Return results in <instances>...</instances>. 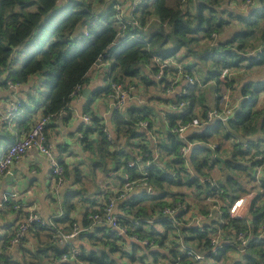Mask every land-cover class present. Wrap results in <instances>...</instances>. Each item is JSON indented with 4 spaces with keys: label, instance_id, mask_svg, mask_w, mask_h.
Wrapping results in <instances>:
<instances>
[{
    "label": "trees",
    "instance_id": "16d2710c",
    "mask_svg": "<svg viewBox=\"0 0 264 264\" xmlns=\"http://www.w3.org/2000/svg\"><path fill=\"white\" fill-rule=\"evenodd\" d=\"M63 1L0 0V85L6 86V81L2 79V76L6 73H8V80H12L18 86L28 82L31 76L36 74L44 75L48 79L47 81L53 80L49 94L43 103V117L52 119L67 107L76 88L84 86L87 74L95 66L99 56L102 54L109 55L107 60L111 63V77L113 81L119 83H123L129 78L131 80L136 79L135 81L140 80L137 78L140 74L141 65L150 62L155 57H161L163 60L172 56L176 57L181 50L186 51L185 55H192L196 61L215 68L213 73H209L210 79L207 82L216 79L220 83V78L225 70L243 68L244 63L248 60L255 65L264 64V34L261 37L263 39V42L261 41V50L255 56L249 55L253 52V46L249 44V41L257 39V30L260 28V24L264 23V0H260V7L254 10L248 18L230 11L229 14L233 15L241 25H245L246 29L242 28L239 32L234 33L231 39L226 42H219L216 47L204 46L201 41L211 38L214 34L221 33L224 26L229 23L222 18L223 13L228 12V8L225 7L228 0H141L142 4L134 14L135 17L130 19V22H134L136 19L139 22L138 26L120 24L114 19V7L116 4L122 3L121 0L115 2L112 9L111 7L108 9L102 24L94 21V16L97 13L91 3H87L84 0H66L64 5L60 6L59 3ZM63 11V19H61L60 14ZM152 16L157 21L152 23L146 30ZM82 25L85 26L83 34L75 36L78 27ZM130 40L131 43L127 45ZM29 44V56L21 67L16 68V65L21 62L20 55L24 53V47ZM195 44L200 47L195 49ZM72 50L75 51L70 55L69 52H72ZM196 65L197 63H194L193 66ZM191 68L192 66L188 67V70ZM188 70L185 69L186 73H188ZM54 75L56 76L54 77ZM226 80H228L226 83L228 84L230 79L226 78ZM143 81H146L148 86L150 85L147 78L146 80L143 79ZM195 90L193 89L192 92ZM104 92L108 93L109 89L100 91L97 95L101 96ZM262 92H264V81L249 84L243 90L247 99L244 100L242 107L237 111L234 118L229 119L226 123L221 119H214L207 126L205 125L209 122L207 116L210 109L204 106L205 98H201V96L196 98L193 93L190 94L192 101L190 109L191 107L193 109L196 104L202 106L203 120L199 121L201 127L205 126L188 136V140L191 142H204V144H199L192 149L190 158L193 167L199 173L198 178L206 176L203 169L207 168L209 163H212L210 160L212 155V150L209 148L210 143L215 142L219 138H232L234 133L240 130L244 134L246 132L252 135L261 130L258 127V121L262 116V112H254V109ZM17 102L20 104L18 110L20 112L24 107V103L22 101ZM215 111L223 113L221 106ZM125 112L126 116L121 112L114 114L115 122L120 128L119 136L125 127H128L127 133L132 135L134 130L140 129L139 123L145 120L150 121V129L152 128V121L148 116L151 111L147 106H144L143 110L134 107L127 109ZM126 117L129 119H126ZM195 117L191 111L187 115L170 114L167 116L171 123L170 131L167 133L164 142L161 143L160 148L170 155L176 156V162L180 169L176 176L173 177L171 174L163 173L156 164L150 169L147 168L149 172H147L145 178L152 194H147L145 189L143 195L124 200L126 202L122 206V211L126 221H134L133 225H135V222L140 221L141 223L143 219L147 221L156 213L163 219V209L168 206V203H163L168 195L164 186L166 184L179 185L182 180L180 179L181 177L187 178L188 185L197 184L196 188L198 190H206L209 194L212 189L209 183L201 186L199 181L190 179L189 173L184 168L186 160L182 158L180 153V147L184 145L183 139L173 132L179 118H182L184 123H187L198 119ZM95 121H98V119L96 118ZM98 134L99 144L97 147L101 152L103 161L105 163L108 160L116 161L119 169L124 167L126 174L132 180L142 181L143 175L138 172V160L123 153V151H117L115 142L108 138L104 127L100 126L98 128ZM88 135L89 131L85 133L84 140L87 139ZM112 146L114 150L111 151ZM220 148L221 146L219 145L215 152L219 153L221 151ZM141 151V155H146V160H148L147 155L151 159V153L146 147H143ZM256 154L264 155V151L258 150L250 154V152L245 153L243 149L237 148L234 151V158L227 160L226 167L228 169L241 167L236 158L240 156L257 168V163L254 162V155ZM122 157H125L124 161L121 160ZM131 161L135 162L136 167H129ZM169 164L172 167L173 161ZM64 175H66V172ZM122 181L124 182V178ZM217 184L224 191V195L220 198L222 203L228 199L233 203L239 198L241 193H248V189L232 176H229L226 181L218 182ZM156 191L157 195L155 197L153 192ZM112 195H106L105 199ZM146 198L147 200H152L151 206L145 205ZM7 203L5 202L4 204ZM227 210L228 208H226L224 216L225 226L222 231L225 236L222 239H225L226 244L221 252L218 255L206 252L210 250V244L207 240L208 235L202 234L197 229L190 228L186 231L196 236L187 239V246L195 245L198 250L206 254V259L203 262H188L186 260L184 262L187 264H264V237L261 238L260 234L264 211L252 208L250 212L252 241L243 253L233 250L238 257L231 255L228 257L227 255L230 252L228 250L235 249V246L233 244L230 245L229 242L232 243L236 233L241 231L248 232V223L247 221L231 219L227 214ZM67 212L69 213L70 211ZM95 212V208L91 209L86 216L87 219L90 214ZM68 213H65L64 218H61V220H57L54 227H43L39 224L31 226L28 233H34L38 238V243L32 253L25 255V260L21 264H26L28 256H31L32 259L39 263L43 262L44 257H50L51 261L59 260V264H73L71 262H62V256L70 248L69 245L61 246L55 238V234L58 232L70 233L73 231L74 222L72 224L69 222L68 227H65L64 230L58 226L61 222L68 221ZM162 222L164 225H169V220L163 219ZM216 223L220 224V221L213 222L211 225L213 231L217 230L215 227ZM99 232L105 235L108 241L120 238L111 230L99 229ZM134 232L137 231H130V233ZM138 232L142 231L138 230ZM145 236L150 240H158L162 246L167 240L165 236L155 238V234H148L147 232L143 234V237ZM12 237L13 235L1 247V264H14L11 256L9 257L6 254L7 250L12 251L13 249L10 245ZM41 238L42 240H40ZM25 239L22 243H24ZM171 245V248H168L167 256H165L167 259L179 256L185 258L176 241L171 242ZM111 246V251L115 252V246L112 244ZM133 248L137 251L138 246H133ZM49 252H52L51 256ZM153 256L159 258L160 253H154ZM79 259L88 264H114V260L106 249H95L87 253L83 251L82 254L80 252Z\"/></svg>",
    "mask_w": 264,
    "mask_h": 264
},
{
    "label": "crops",
    "instance_id": "0c3cea01",
    "mask_svg": "<svg viewBox=\"0 0 264 264\" xmlns=\"http://www.w3.org/2000/svg\"><path fill=\"white\" fill-rule=\"evenodd\" d=\"M84 1L92 4L97 13V15L94 16V21L102 24L103 18L107 14L108 9L110 7L112 9L113 5L118 0ZM65 2L66 0L60 2L59 5L63 6ZM254 3L255 4L251 6L249 10L242 9L239 4L231 5L228 1H226L225 7L228 8L227 10L229 12L233 11L240 16L248 18L254 10L260 7V0H254ZM134 17L133 13L129 14V18L133 19ZM156 21L157 19L152 16L149 24H147L146 30ZM259 27L261 29L264 28V23L262 22ZM84 29V25L79 26L75 36L83 34ZM230 29L236 32L241 30L238 24L230 27ZM214 35L215 37L212 36L207 40L205 39V42L201 44L207 47H216L221 40H218V34ZM129 43H131V40L127 42V45ZM261 43V41H249V44H252L253 46L257 44L260 45ZM257 50L260 51L261 48H257L255 51ZM255 51L249 55L255 56ZM158 59H161V57H155L150 62L141 65L140 74L137 78L140 80L135 81L136 79L131 80L129 78L130 80L127 79L123 82L136 88L135 94L138 98L128 104L124 109L115 111L110 102L106 99L107 92H104L101 96L97 95L100 91H104L105 89H109L110 91L112 83L115 82L111 77V63L107 60L103 64L95 65L89 71L86 76L87 80L85 81L84 86L81 87V91L71 99L67 107L63 109L60 114L56 115L48 122L46 128L48 140L53 145L54 154L64 166L66 172L62 185H58V182L53 176L50 160L39 152L28 153L27 156L13 165L8 174L0 177V202H3V199L7 196L10 197L15 195L14 198L13 196L9 198L7 204L0 203V252L2 245L13 235L15 224L21 217L26 216L28 213H34L40 216L49 225L53 224L55 226V222L64 218V214L68 213L67 211H70L68 213V221L61 222L58 226L64 230L65 227H68L67 225H69V222L71 224L74 222L79 225L82 232L79 237L73 241V244L80 250L81 254L83 251L87 253L95 249H101L97 246L100 243H103L104 246L109 248H103V250L106 249L108 252L111 251L112 240L108 241V239L99 232V229H107L109 231L110 228L105 225L93 224L88 221L86 216L91 209L103 204L106 195L113 194L121 188L126 180L127 174L124 167L119 169L116 161L108 160L106 163L103 161L101 152L97 147L99 144L98 128L100 126L105 128L108 138L115 142V148L117 151H123V153L138 160V172H141L142 175L149 172V169L152 168V166L147 167L148 160H146V155L143 156L140 153L142 152L141 150L143 147H146L151 153V159L155 157L157 158L156 166L163 173L171 175H176V173H178L180 167L176 162V156L165 152L160 148V145L164 142L167 133L170 131L171 123L169 119H167V116L170 114H180V112L175 110L174 107L178 102L180 93L182 90H185L186 81L179 82L172 92H168L167 87L164 86L163 83L161 84L160 82H157L154 78V68ZM169 59L172 61L170 78L177 75L175 72L178 66H182L187 70L188 67L192 66V68L188 70V74L191 73L190 75L195 77L198 83L189 88L188 99L191 100L190 94L192 93L196 98H199L200 96L201 98H205L204 106H207L210 109L209 111H215L220 108L219 99L228 90V107L232 111V114L227 120H222L225 121V123L229 119L234 118L237 111L242 107L244 100L247 99L243 90L249 84L264 81V64L255 65L248 60L244 63L243 68L225 70L220 78V83L218 81L216 83V79L208 81L204 87L208 89L207 91L209 93L202 95L199 88L200 82L195 69L198 65L204 64L196 60H193V62L187 61L188 59L185 56H180V54H177L176 57L172 56ZM194 63H197V65L193 66ZM21 65L19 67H21ZM6 78L8 77L4 74L2 79L5 81ZM146 78L150 84L149 86L146 81H143V79L146 80ZM226 78L231 79V81L232 79L240 78L238 79L239 84L236 86L237 94L229 89L223 88L222 83L226 84ZM47 80L48 79L44 75L36 74L31 76L28 82L20 84L16 90L5 89L0 85V117L4 115L13 103L17 101H22L24 103V107L20 112L16 113L9 120L0 123V159L9 145L22 139L25 131L29 130L35 125L37 120L44 116L43 103L51 88L50 83H48V88L45 87ZM220 84L223 91L219 93L218 85ZM197 86L199 89L196 88ZM193 89L196 90L192 92ZM46 91L48 92L45 95ZM144 106H147L151 111L148 116L152 121V128L147 130L146 128L140 127V129L138 128L137 130H134V133L131 135L127 133L128 127H125L122 129L119 136L120 128L115 122L114 114L121 112L126 116L127 114L125 111L127 109L136 107L139 110H143ZM202 110L203 108L199 104H196L193 109L191 107V112L194 113L196 116L195 118H198L196 119L198 121L203 120ZM200 112L202 114H200ZM254 112H262V116L258 121V127L261 130L254 135L246 132L244 134L243 131L240 130L235 132L234 137L232 138H219L216 139L215 142L210 143L209 148L212 150L210 160L212 163H209V166L203 169L205 172L204 174L206 175L203 178H212L216 183L226 181L229 176L238 179L239 183L248 189V193H241L239 197L243 195H253L255 198L253 207L260 209L263 212L264 171L259 172L257 168L240 156H237L236 158L241 167L237 169H228L226 167L227 160L234 158V151L237 148L243 149L245 153L250 152V154L257 152L258 150L264 151V92L260 93ZM87 114L93 117V120L89 124H86L83 121L84 115ZM96 118L98 121H95ZM126 119L129 118L126 117ZM213 121L214 120L211 122L209 121L205 126L211 124ZM200 129L188 133V136ZM88 131L89 135L87 136V139L84 140L85 133ZM188 136L187 141L191 142L188 140ZM192 143H195L193 148L199 144H204V142L201 141ZM214 145H217V148L219 145L221 146V151L219 153L215 152L217 148L213 149ZM112 150H114L113 146L111 148V151ZM191 155L192 150L186 158L184 168L187 170V173H189L191 180L199 181V173L197 169L193 167V163L190 159ZM124 159L125 157L121 158L122 161H124ZM171 161H173L172 167L169 164ZM187 164L190 170L187 168ZM218 164L222 165V169H217ZM147 168L149 169L147 170ZM232 172L236 173V175H232ZM216 175H219L220 177H216ZM123 178L124 182L122 181ZM180 179L182 180L179 185L166 184L164 186L168 195L165 197L164 202H162L168 203L167 205L181 203L187 208L203 213L207 203L208 191L198 190L196 188L197 184H193L192 186L188 185L187 178L181 177ZM247 179L251 182L252 187H248L250 185H247ZM134 182L138 187L135 188L128 199L143 195L146 189V187L141 184L142 181L137 180ZM200 185L205 186V184ZM168 186L172 187V189ZM254 187H259V190L256 191ZM146 193L152 194L151 188L148 190L146 189ZM153 195L156 197L157 191L153 192ZM125 202L126 201H120L117 204L116 213L120 215L124 214L122 206ZM231 202L232 201L228 199L222 203V209L224 212H226V208H228ZM145 205L151 206L152 200H148ZM16 206H20V209H16ZM250 215L251 214L249 213L246 219L241 220L247 221L248 232L251 234L247 246L252 241V221L250 222ZM163 219L166 220L164 217ZM163 219H161V216L156 213L149 219L153 220L152 222L148 223L149 220L146 221V219H143L141 223L140 221H137L135 222V225H133L134 221L130 220L126 222V225L130 230L137 231L131 234H138L143 240L146 239V236L143 237V234H146L147 232L148 234H155V238H162L165 236L170 243L176 241L177 245L179 241H183L187 246V239L196 236L195 234L186 231L190 228L198 230V228L193 225L192 219H190L189 215L178 218L179 225H174L170 221L169 225H164L162 222ZM222 220H224V217L217 215L214 220L206 221L205 224L212 225L213 222L216 221H220L221 223ZM188 224H192V226L187 227ZM138 230L142 232H138ZM111 231L115 233V231ZM224 237V233L222 232V238ZM40 240H42V238ZM37 243L38 238L35 234L28 233L24 243L17 248H13L12 251L7 250L6 254L9 257L11 256V260L14 264H21L23 260H25V255L32 253L36 249ZM194 243H196V241H194ZM114 244H117L120 251H124L129 260L131 259V264H160L161 260L166 259L165 256H167V252L169 251L165 246L152 249L153 251L149 250L145 246L132 241L130 237H120L115 240ZM225 244L226 241L223 239L222 247ZM229 244L232 245L230 242ZM133 246H138L137 251L134 250ZM190 247L198 250L195 245ZM233 250H236V248L228 250L231 253L230 255L238 257L237 254L233 253ZM154 253H160V257H154ZM49 254L51 256L52 252H49ZM227 256L229 257V254ZM32 262L34 263V261H31V263ZM44 262L45 264L60 263L59 260L51 261L50 257H44ZM81 262L82 260L78 259V261H73L71 263L80 264ZM82 263L88 264L87 262Z\"/></svg>",
    "mask_w": 264,
    "mask_h": 264
},
{
    "label": "built area",
    "instance_id": "2783aa9c",
    "mask_svg": "<svg viewBox=\"0 0 264 264\" xmlns=\"http://www.w3.org/2000/svg\"><path fill=\"white\" fill-rule=\"evenodd\" d=\"M122 3L116 4L114 7V19L116 22L120 24H134L135 26L139 25V22L135 19L134 22H130L129 14H135L139 10V6L142 4V1L139 0H121ZM231 5H238L241 6L244 10H249L251 6H253L254 0H228ZM129 13V14H128ZM215 37V35L213 36ZM109 55L102 54L99 56L95 65L103 64ZM172 67V61L167 59H158L155 68H154V78L157 82L163 83L164 86L167 87L168 92H172L174 88L179 84L181 81H186L185 90L179 95L178 102L174 107L175 110L180 112V114L187 115L191 109V100L188 99L189 95V88L197 85V80L195 77L191 76L190 74L186 73L185 69L182 66H178L175 72V77L170 78V71ZM8 73L5 75L7 76ZM6 86H3L5 89H18V85L14 84L12 80L5 79ZM81 86L77 87L75 92L73 93L72 98L81 91ZM136 88L134 86H129L125 83L113 82L111 85V90L106 95V99L110 102L112 108L115 111H120L124 109L128 104H130L136 97ZM227 93V94H226ZM220 97V106L223 109V113H218L217 111H210L207 119L208 121H212L214 119H221L227 120V118L232 114V111L228 107L229 105V95L228 90L227 92ZM20 104L16 102L13 103L9 109L4 113L3 116L0 117V123L9 120L12 118L19 110ZM226 117V118H224ZM51 120L50 117H42L36 121L35 125H33L29 130L25 131L24 136L19 141L9 145L4 154L0 159V177L5 176L10 172V169L15 165L17 162L22 160L28 153L31 152H39L40 154L46 156L51 163L52 173L58 185H62L64 182V174L65 169L64 166L60 163V161L56 158L54 154V147L49 142L47 136V125L48 122ZM93 120V117L90 115H84L83 121L86 124H89ZM150 121H141L139 123L140 127L146 128L147 130L150 129ZM201 128V123L194 119L187 123H184L182 118H179L177 121V126L173 129V132L178 134L181 139H183L184 145L180 147V153L183 159L186 160L188 155L191 153V150L195 143L187 141L188 133ZM106 131V130H105ZM217 148V145L213 146V149ZM147 167H151L156 164L157 158L149 159V155H147ZM186 162V161H185ZM254 162L257 163V170L259 172L263 171L264 169V155L263 154H256L254 155ZM129 167L133 168L136 167L135 162L129 163ZM187 168L190 170L187 164ZM147 172L143 174V179L141 184L148 187L146 182ZM175 177L176 175L173 174ZM200 184H210L211 190L207 195V203L203 213H199L195 210L187 208L186 206L182 205L181 203L177 204H169L163 209V216L166 220H169L174 225H179L178 218L183 216L189 215L190 219H192V223L195 227L202 234H207V240L210 244V250L206 251L209 253H214L218 255L219 252L222 250V231L223 227L225 226L224 220L221 221L220 224L216 225L217 230L213 231L211 224L206 225L205 222L209 220H214L217 215L222 217L225 216L226 212L222 209V202L220 198L224 195V191L219 187L216 181L212 178H199ZM136 183L131 179L129 175H127L124 184L121 188L113 193V195L109 198H106L103 204L96 207V212L90 214L88 216V220L96 225H105L110 228V230L115 231V233L119 237H130V239L136 243H139L149 250L155 248H161L162 245L158 240H150V239H141L138 234H131L130 230L124 219V215H120L116 213V206L120 201L126 200L130 194L135 190ZM13 198L15 195H12ZM10 196V197H12ZM9 196L3 199V202H8ZM254 196L253 195H243L236 199L231 205L228 207L227 214L231 219L234 220H244L251 212L253 204H254ZM17 209L20 206L16 207ZM159 215V214H157ZM148 221V220H147ZM153 220H149L152 222ZM39 224L43 227H54L53 224L49 225L46 223L40 216L34 213H28V216L21 217L15 224L13 237L11 239L10 245L12 248H17L22 241L25 239L29 229L32 225ZM148 225V224H146ZM192 226V224H188L187 227ZM177 227V226H176ZM82 232V229L79 227L77 223L73 224V231L70 233L58 232L55 234V238L57 239L58 243L61 246L69 245V251L66 252L62 256V262H73L78 261L80 256V250L73 245V241L78 238L79 234ZM260 234L261 238L264 237V217L262 221V225L260 227ZM251 234L246 231H241L236 233L235 238L232 241L233 246H235L237 252L243 253L245 248L250 240ZM164 246L171 248V243L167 239L164 243ZM178 246L181 252L185 255V258L181 256L174 258L169 257L170 259H163L161 260L160 264H187L184 262L185 260L188 262H203L206 259V254L197 250L192 247H188L184 244L183 241L178 242ZM153 251V250H152ZM234 254H237L233 252ZM231 253L229 252V255Z\"/></svg>",
    "mask_w": 264,
    "mask_h": 264
},
{
    "label": "rangeland",
    "instance_id": "374dc122",
    "mask_svg": "<svg viewBox=\"0 0 264 264\" xmlns=\"http://www.w3.org/2000/svg\"><path fill=\"white\" fill-rule=\"evenodd\" d=\"M238 1H241V0H238ZM226 6V5H225ZM63 14H64V11L60 14V18L61 19H63ZM223 18H224V20H227V21H229V23L228 24H226L224 27H225V29L223 28V31H221V33H217L218 34V36H219V39L218 40H221V41H227V40H229V39H231L233 36V34L234 33H237L236 31H234V30H231L230 29V27H232V26H234V25H237L238 24V26H239V28L240 29H242V28H244V29H246V27H245V25H240V22L235 18V17H233V15H231V14H229V11L228 12H224L223 13ZM264 34V28H259L258 30H257V34H256V36H257V39H255V40H251V41H254V42H259V41H262L263 42V39L261 38L262 37V35ZM203 42H205V40H202L201 41V43H203ZM252 45V44H251ZM253 46V45H252ZM262 46V43L259 45V44H257V45H255V46H253V52L257 49V48H262L261 47ZM194 47H195V49H197V48H199L200 46L198 45V44H195L194 45ZM29 48H30V44L28 45V46H25L24 47V53L23 54H21L20 55V59H21V62L20 63H18L17 65H16V68L17 67H19L21 64H23L24 63V61L26 60V58L29 56V54H30V52H28L29 51ZM75 50H72V52H69V54L71 55L73 52H74ZM27 52V53H26ZM257 52H259L258 50L257 51H255V53L254 54H256ZM178 54H180V56L182 55V56H185L188 60L187 61H192L193 62V60H195L194 59V57L192 56V55H185L186 54V51L185 50H181ZM253 67V66H252ZM195 71H196V74H197V77H198V80H199V85H200V91H201V93H202V95H206V94H208L209 92L207 91L208 89L207 88H205L204 86L207 84V80L208 79H210V75H209V73H213L214 71H215V68L213 67V66H204V65H198L197 67H196V69H195ZM256 72V71H255ZM56 75H54V77H55ZM238 79H240V78H237V79H232V81H231V79L229 80V82H228V84H224V83H222L223 84V88L225 89H229L230 91H232V92H234L235 94H237V88H236V86H237V84H239L238 83ZM234 80V81H233ZM227 81L228 80H225V83H227ZM48 83H50V86L53 84V80H50V81H47L46 82V85H45V87H47L48 88ZM216 83H217V81H216ZM211 84H213V83H211ZM198 85V86H199ZM210 85V84H209ZM219 86V93L220 92H222L223 91V88H221V84L220 85H218ZM198 88V89H199ZM47 92L48 91H46V93H45V95L47 94ZM151 94V93H150ZM152 94H153V92H152ZM151 94V95H152ZM200 114H202L201 112H200ZM217 169H222V165L221 164H218V166H217ZM232 175H236V173H234V172H232ZM216 177H220L219 175H216ZM239 178H241L240 176H238ZM247 185H250V186H248V187H252L251 185V182H249L248 181V179H247ZM169 188H171L172 189V187H170V186H168ZM168 188V189H169ZM254 189L257 191V190H259V187H254ZM148 200H147V198H146V202H147ZM105 236V235H104ZM115 242V240L113 239L112 240V245L113 246H115V252H113V251H109L110 252V255H111V258L114 260V264H131L132 262H131V259L129 260V258H128V256L127 255H125V253H124V251H120V249H119V247L117 246V244H114V242ZM97 246H99L101 249H103V248H107V249H109L108 247H106V246H104V244L102 243H100V244H98ZM119 253V254H118ZM31 261H34V263L32 262L31 263ZM26 264H45V262H44V260H43V262L42 263H39L38 261H36V260H34V259H32L31 258V256H28L27 257V259H26ZM80 264H84V263H80ZM214 264H222V263H214Z\"/></svg>",
    "mask_w": 264,
    "mask_h": 264
},
{
    "label": "water",
    "instance_id": "95a60500",
    "mask_svg": "<svg viewBox=\"0 0 264 264\" xmlns=\"http://www.w3.org/2000/svg\"><path fill=\"white\" fill-rule=\"evenodd\" d=\"M224 118H226V117H224ZM228 119V118H227Z\"/></svg>",
    "mask_w": 264,
    "mask_h": 264
},
{
    "label": "bare ground",
    "instance_id": "6f19581e",
    "mask_svg": "<svg viewBox=\"0 0 264 264\" xmlns=\"http://www.w3.org/2000/svg\"><path fill=\"white\" fill-rule=\"evenodd\" d=\"M248 12V11H247ZM143 188V187H142Z\"/></svg>",
    "mask_w": 264,
    "mask_h": 264
}]
</instances>
